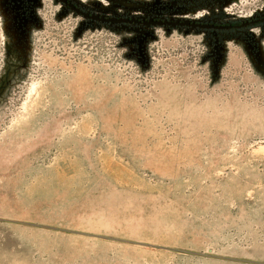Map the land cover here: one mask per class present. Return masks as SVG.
<instances>
[{
  "label": "rangeland",
  "instance_id": "rangeland-1",
  "mask_svg": "<svg viewBox=\"0 0 264 264\" xmlns=\"http://www.w3.org/2000/svg\"><path fill=\"white\" fill-rule=\"evenodd\" d=\"M0 0V264H264V0ZM149 17V18H148Z\"/></svg>",
  "mask_w": 264,
  "mask_h": 264
},
{
  "label": "flooded vegetation",
  "instance_id": "flooded-vegetation-1",
  "mask_svg": "<svg viewBox=\"0 0 264 264\" xmlns=\"http://www.w3.org/2000/svg\"><path fill=\"white\" fill-rule=\"evenodd\" d=\"M59 1L67 10L72 11L76 14H79L81 16H83L86 20H90V21H95V22H103L106 24H110V23H115L117 25H129L132 22H140L139 19H135V17H130V16H112V15H106L104 13H102L101 10H91L87 7L81 6L79 5L77 2H75L74 0H57ZM69 4L73 5L75 8L87 13L88 15H93V16H97V17H102L105 19H110V18H116L119 19L116 22L113 21H109V20H97V19H92L90 17L84 16L78 12H76L73 8H71L69 6ZM149 18V17H148ZM149 20L153 23L159 24V25H169L171 23L177 24L179 26H188V27H194V28H201V29H205V30H209V31H223V30H245V29H249L252 27H260L264 25V12L262 13H258L256 15L253 16H249L245 19H240V20H222V19H204V20H193V21H188L189 25L183 24L184 23V19L183 20H179V19H170L167 16L161 15V14H154L152 16H150ZM166 21H169L170 23H167ZM195 24V25H193Z\"/></svg>",
  "mask_w": 264,
  "mask_h": 264
},
{
  "label": "water",
  "instance_id": "water-1",
  "mask_svg": "<svg viewBox=\"0 0 264 264\" xmlns=\"http://www.w3.org/2000/svg\"><path fill=\"white\" fill-rule=\"evenodd\" d=\"M69 6H70L71 8H73L76 12H78V13L84 15V16L90 17V18H92V19H97V20H109V21H113V22H116V21L119 20V19H116V18L105 19V18H102V17H97V16H93V15H88L87 13H85V12H83V11H81V10L75 8V7H74L73 5H71V4H69ZM166 22H167V23H170L169 21H166ZM183 24L189 25V22H184ZM193 25H195V24H193Z\"/></svg>",
  "mask_w": 264,
  "mask_h": 264
}]
</instances>
